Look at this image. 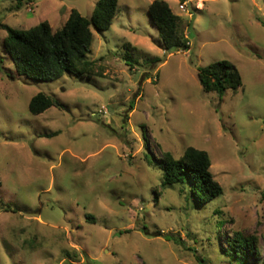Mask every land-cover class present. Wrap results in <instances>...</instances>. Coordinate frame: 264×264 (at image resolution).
<instances>
[{
  "label": "rangeland",
  "instance_id": "1",
  "mask_svg": "<svg viewBox=\"0 0 264 264\" xmlns=\"http://www.w3.org/2000/svg\"><path fill=\"white\" fill-rule=\"evenodd\" d=\"M98 1L0 0V23L61 30ZM152 1L119 0L110 28L92 27L93 77L19 75L0 27V264H235L220 246L236 231L264 256V0H165L189 36L179 51L164 45ZM222 59L243 87L220 98L198 70ZM39 92L64 107L31 114ZM188 147L207 151L223 195L199 203L163 183L158 159ZM218 219L229 221L221 233Z\"/></svg>",
  "mask_w": 264,
  "mask_h": 264
},
{
  "label": "trees",
  "instance_id": "2",
  "mask_svg": "<svg viewBox=\"0 0 264 264\" xmlns=\"http://www.w3.org/2000/svg\"><path fill=\"white\" fill-rule=\"evenodd\" d=\"M21 4L22 2H18L17 7ZM118 4L119 0H99L91 17L72 9L61 30H54L48 21L26 30L0 23V27L7 31L3 40L4 51L16 57L17 73L29 79L54 81L65 74L97 76V60L87 58L94 41L92 27L99 31L109 29L117 14ZM148 13L168 50L190 48L189 36L182 28L183 18L173 12L167 1L153 0L149 4ZM8 77L16 79L13 73ZM198 78L205 92H214L220 98L228 91L236 92L243 87L241 72L228 59L200 67ZM53 106L64 107L53 96L39 92L31 98L29 111L38 115ZM158 160L163 169L165 185L181 184L199 203H206L223 195L224 189L211 171L212 162L207 151L188 147L180 158L164 152ZM1 184L0 180V186ZM7 208L11 209L9 206ZM228 224V220L224 219L222 222L218 219V232L221 233ZM223 237L225 245L221 244L220 248L227 259L235 264H264L257 236L236 231Z\"/></svg>",
  "mask_w": 264,
  "mask_h": 264
},
{
  "label": "built area",
  "instance_id": "3",
  "mask_svg": "<svg viewBox=\"0 0 264 264\" xmlns=\"http://www.w3.org/2000/svg\"><path fill=\"white\" fill-rule=\"evenodd\" d=\"M179 8L182 9V10H185L186 9L185 4H180Z\"/></svg>",
  "mask_w": 264,
  "mask_h": 264
},
{
  "label": "bare ground",
  "instance_id": "4",
  "mask_svg": "<svg viewBox=\"0 0 264 264\" xmlns=\"http://www.w3.org/2000/svg\"><path fill=\"white\" fill-rule=\"evenodd\" d=\"M201 5V4H200Z\"/></svg>",
  "mask_w": 264,
  "mask_h": 264
}]
</instances>
